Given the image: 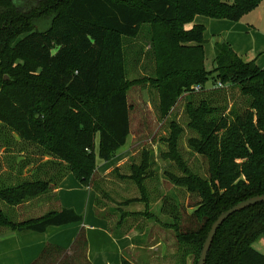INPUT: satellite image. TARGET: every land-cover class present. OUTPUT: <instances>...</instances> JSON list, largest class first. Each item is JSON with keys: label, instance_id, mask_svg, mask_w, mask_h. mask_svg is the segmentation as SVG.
I'll use <instances>...</instances> for the list:
<instances>
[{"label": "trees", "instance_id": "trees-1", "mask_svg": "<svg viewBox=\"0 0 264 264\" xmlns=\"http://www.w3.org/2000/svg\"><path fill=\"white\" fill-rule=\"evenodd\" d=\"M261 1L0 0V140L13 154L16 136L41 158L39 163L22 158L18 168L11 162L6 175L0 174V236L84 223L74 209H51L24 221L17 219V210L37 201L56 203L54 191L70 174L93 188L98 157L105 163L117 157L131 135L123 39H136L143 26L159 24L164 25L157 72L161 109L167 117L188 93L187 130L193 134L188 145L208 165L206 175L190 167L180 149L185 129L172 121L164 138L166 152L160 154L169 163L164 177L199 201L186 207L175 193L163 194L158 197L161 216L153 214L150 207L157 204L159 190H150L148 182L160 185L159 166L155 154L143 149L139 160L129 164V174L120 176L136 186L139 196L118 202L119 216L98 198L110 197L96 191V210L129 231L144 229L138 218L143 224L153 222L175 240L170 261L198 264L218 217L264 195V69L221 41L214 45V69L207 71L205 27L185 26L197 16L237 23ZM218 83L223 87L216 88ZM237 89L243 100L230 103V93ZM121 169L113 172L119 175ZM134 203H144L145 211L122 212ZM260 240L264 203L222 225L206 264H264V253L254 248ZM87 248L82 229L70 250L49 244L33 264H91Z\"/></svg>", "mask_w": 264, "mask_h": 264}, {"label": "rangeland", "instance_id": "rangeland-1", "mask_svg": "<svg viewBox=\"0 0 264 264\" xmlns=\"http://www.w3.org/2000/svg\"><path fill=\"white\" fill-rule=\"evenodd\" d=\"M202 18V25L207 27L205 34V67L207 71H212L214 69V45L215 42H219V33H215V30H221L219 26L214 27L215 30H210V23L206 17ZM205 20V21H204ZM237 24L242 26H248L250 33L256 32L262 37H264V0L260 2L256 9L250 13L244 15ZM186 28V26H185ZM164 45V25H145L142 27L139 36L136 39H123L124 52L126 57V72L129 80L128 89V99L131 105V135L127 140V143L122 147L119 153L128 151L127 162H125L120 167L122 168L119 175L113 172V169L107 175H103L104 172L102 168L98 169L94 175V185L93 188L95 192L106 193L111 201L104 200L102 196L98 198L101 199L102 205L106 207L108 211L110 209L118 214V209L115 206L118 202L124 200L133 199L139 196V191L136 186L129 181L122 180L120 176L129 174V164L135 159L139 160L141 151L146 149L155 154L157 159V164L159 166V171L157 172L158 183L160 185L156 186L155 183L149 181L150 190H159L156 197H154V202L157 204L151 205V212L158 216H161V208L163 206L162 202H159L158 197L161 195L171 196L175 193L180 200L181 204L188 207L193 206L197 201L195 197H191L185 191L173 187L169 181L164 177V170L168 169L169 163L163 161L160 158L161 152H166L167 145L164 142V138H167L170 134V123L176 121L181 127L185 129V133L182 135L180 149L184 159L190 165L192 169L198 171L201 175L207 174V161L194 153L189 145L188 139L193 135L189 130H187V115L185 112L187 104V95H184L177 100V103L171 113L164 117L163 111L160 106L159 91H158V61L162 52H159ZM158 56V57H157ZM211 86V82L207 84V87ZM230 103L242 102V96L239 90H234L230 93ZM17 144L13 147V154L8 153L4 147L2 141L0 140V174L6 175L9 171L10 163L13 162L15 168H18L22 158L29 156L34 160L35 163H39L41 158H38L37 154L33 152L30 146L25 145L15 136ZM14 156L15 162L12 160ZM124 156L120 155V158ZM48 160L45 158L44 161ZM117 158L115 160V163ZM113 162V161H112ZM99 157L97 159V166L104 164ZM111 163V162H110ZM36 166V164H32ZM30 166L29 168H31ZM119 167V168H120ZM116 169V168H115ZM114 169V170H115ZM99 171V172H98ZM28 172V171H27ZM25 171L24 173L27 174ZM98 195V194H97ZM112 200L114 203H112ZM108 201V202H107ZM54 202L48 201H37L33 202L25 208H21L18 211L17 219L20 221L27 220L29 218H37L46 213H48L52 208ZM56 209V205H54ZM125 211L139 212L145 211L144 203H134L130 207H124ZM188 213H192L191 207L187 209ZM123 212V211H122ZM121 216V214H118ZM117 215V216H118ZM115 217V216H114ZM139 226L142 228L150 230L151 228L158 227L153 222L140 223V219H136ZM167 218L164 217V222ZM143 222V221H142ZM114 224V223H113ZM151 227V228H150ZM170 234L169 244L173 251L176 250L175 240L172 237L171 232H164V237L168 238ZM165 240V239H164ZM254 248L261 253H264V240H260L254 244ZM164 264H175V261L164 262Z\"/></svg>", "mask_w": 264, "mask_h": 264}, {"label": "crops", "instance_id": "crops-1", "mask_svg": "<svg viewBox=\"0 0 264 264\" xmlns=\"http://www.w3.org/2000/svg\"><path fill=\"white\" fill-rule=\"evenodd\" d=\"M200 17L202 16H197L192 23L187 24L186 29L202 25ZM208 19L210 30H215L216 26L221 29L215 30V33H219V42H228L238 56L247 61L255 60L258 67L264 69V37L256 32L250 33L248 26H242L236 22ZM202 26L205 27L206 34L208 29L205 25ZM123 154L124 156L120 158ZM126 155L128 151L117 154L116 163L115 158L113 162L104 163L97 170L102 168L103 175H107L112 169L127 162ZM54 195L57 197V202L51 206L52 209L55 208L54 205H56V211L65 208L74 209L84 216V223L51 227L45 233L9 232L2 234L0 236V264H33L49 244L70 250L82 229L86 233L88 241L86 255L91 264H123L124 260L130 264L171 262L169 259V249L172 246L169 244L171 237L170 234L168 238L164 237V232L169 233L170 231L159 226L150 227V230L129 231L125 226H116L117 220L114 224H110L96 210L98 195L95 190L92 187L83 186L72 174L64 178L54 191ZM104 210H99V213L102 215ZM122 210L123 213L131 212Z\"/></svg>", "mask_w": 264, "mask_h": 264}, {"label": "water", "instance_id": "water-1", "mask_svg": "<svg viewBox=\"0 0 264 264\" xmlns=\"http://www.w3.org/2000/svg\"><path fill=\"white\" fill-rule=\"evenodd\" d=\"M261 203H264V195L257 196V197L251 198L247 201L241 202V203L237 204L236 206L232 207L230 210L222 213L211 227V230H210V232L207 236V239L203 245V249L201 251L198 264H206L209 251H210L211 246L213 244L214 238L216 237V235L218 233V230L222 227V225L230 217H232L234 214H237L243 210H246L247 208H250L252 206H255V205H258Z\"/></svg>", "mask_w": 264, "mask_h": 264}, {"label": "built area", "instance_id": "built-area-1", "mask_svg": "<svg viewBox=\"0 0 264 264\" xmlns=\"http://www.w3.org/2000/svg\"><path fill=\"white\" fill-rule=\"evenodd\" d=\"M215 87H216V88H222L223 85H222L221 83H218V85L215 86ZM195 90L199 92V91H200V88H199V87H196Z\"/></svg>", "mask_w": 264, "mask_h": 264}]
</instances>
